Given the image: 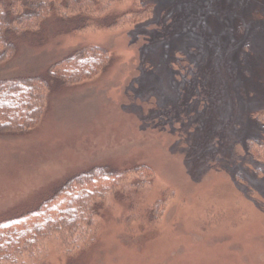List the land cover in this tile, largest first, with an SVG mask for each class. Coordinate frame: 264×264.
Returning <instances> with one entry per match:
<instances>
[{
    "label": "rangeland",
    "instance_id": "rangeland-1",
    "mask_svg": "<svg viewBox=\"0 0 264 264\" xmlns=\"http://www.w3.org/2000/svg\"><path fill=\"white\" fill-rule=\"evenodd\" d=\"M123 1L119 14L151 17L81 32L53 18L0 67V80L47 77L85 47L112 56L54 88L33 131L0 135V222L92 168L131 172L125 195L85 192L82 234L16 264H264V0Z\"/></svg>",
    "mask_w": 264,
    "mask_h": 264
},
{
    "label": "trees",
    "instance_id": "trees-1",
    "mask_svg": "<svg viewBox=\"0 0 264 264\" xmlns=\"http://www.w3.org/2000/svg\"><path fill=\"white\" fill-rule=\"evenodd\" d=\"M123 0H0V67L15 59L17 39L43 32L50 19L75 22L74 32L89 28L109 30L134 24L152 15L150 5L139 12L119 14ZM151 8V9H150ZM112 62L110 52L85 47L52 65L47 77L30 76L0 80V135H22L43 120L54 88H72L103 72ZM145 171H149L145 169ZM130 171L95 167L64 182L34 210L0 222V264H16L24 254L52 234L72 233L94 195L122 188ZM142 175L145 172L141 173ZM84 232L78 227L75 233ZM29 252V253H30ZM28 253V254H29Z\"/></svg>",
    "mask_w": 264,
    "mask_h": 264
}]
</instances>
